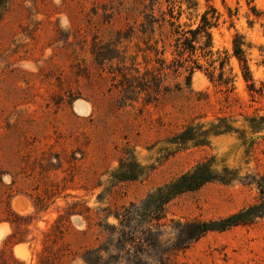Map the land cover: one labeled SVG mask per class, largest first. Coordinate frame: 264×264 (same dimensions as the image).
I'll use <instances>...</instances> for the list:
<instances>
[{
  "label": "rangeland",
  "instance_id": "rangeland-1",
  "mask_svg": "<svg viewBox=\"0 0 264 264\" xmlns=\"http://www.w3.org/2000/svg\"><path fill=\"white\" fill-rule=\"evenodd\" d=\"M129 1L10 0L0 17V264H264V217L184 248L186 222L224 219L262 196L264 130L254 134L250 120L264 117V0H197L198 14H222L213 45L231 56L234 90L196 71L192 90L151 103L121 88L132 45L122 39L112 51ZM236 34L260 92L233 56ZM136 64L143 69L140 55ZM218 118L239 131L170 143ZM131 153L144 175L112 178ZM208 161L236 179L174 198L159 221L143 215L138 206L157 188Z\"/></svg>",
  "mask_w": 264,
  "mask_h": 264
},
{
  "label": "trees",
  "instance_id": "trees-1",
  "mask_svg": "<svg viewBox=\"0 0 264 264\" xmlns=\"http://www.w3.org/2000/svg\"><path fill=\"white\" fill-rule=\"evenodd\" d=\"M9 1L0 0V17L6 11ZM198 7L197 0H130L126 4L124 9L128 20L126 28L124 31H117V40L111 43L114 46L112 51L115 52H118L117 43L122 39L132 45L127 47L128 52L133 50L128 56L130 65L125 64L120 72L121 88L125 98L133 100L134 96L144 94L147 102L151 103L159 101L161 97L173 91L192 90V78L196 71L205 72L211 83L230 91L234 90L233 69L229 68L227 72L231 56L227 51H215L213 45L212 29L219 25L222 14L212 6L198 14ZM253 11L258 15L255 8ZM185 16L187 20H184ZM232 16L229 10V18ZM245 46L249 47L246 45L245 37L236 34L233 39V56L240 63L242 75L249 83L250 91L260 92L256 90L253 82ZM102 51L95 54L96 58L110 59L106 58ZM139 55L144 61L143 69L140 64H136ZM250 121L258 124L251 126L254 134L264 130V117L252 118ZM204 127L189 126L174 136L170 143L178 147L186 146L189 142L207 144L210 135L239 131L227 118H218L216 122L210 123L206 130ZM144 173V166L140 164L135 154L131 153L127 158L121 159L112 178L118 181H135ZM235 179V172L229 167H224L219 172L209 161L202 162L177 179L157 188L138 208L144 211L143 215L148 219L159 221L163 217L165 206L174 198L196 191L209 183L230 184ZM258 184L262 196L258 202L247 208L218 221L186 222L184 226L188 228L186 232L188 240L184 248L208 232L225 231L239 225L252 224L263 218L264 175ZM131 208L135 209L136 205L132 204L125 212L129 213ZM138 212L139 210L134 214ZM117 218L120 219L119 216ZM120 222L121 226H125L122 220ZM85 262L89 264L88 260Z\"/></svg>",
  "mask_w": 264,
  "mask_h": 264
},
{
  "label": "bare ground",
  "instance_id": "bare-ground-1",
  "mask_svg": "<svg viewBox=\"0 0 264 264\" xmlns=\"http://www.w3.org/2000/svg\"><path fill=\"white\" fill-rule=\"evenodd\" d=\"M16 248H17L16 251H18V253H19V252L21 251V249H20L21 247L18 246V247H16ZM19 249H20V250H19Z\"/></svg>",
  "mask_w": 264,
  "mask_h": 264
},
{
  "label": "water",
  "instance_id": "water-1",
  "mask_svg": "<svg viewBox=\"0 0 264 264\" xmlns=\"http://www.w3.org/2000/svg\"><path fill=\"white\" fill-rule=\"evenodd\" d=\"M19 206V205H18Z\"/></svg>",
  "mask_w": 264,
  "mask_h": 264
}]
</instances>
